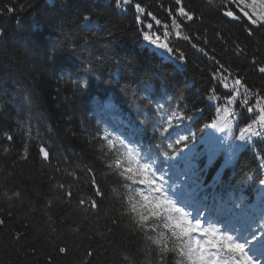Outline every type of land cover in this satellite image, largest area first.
<instances>
[{
  "label": "trees",
  "instance_id": "16d2710c",
  "mask_svg": "<svg viewBox=\"0 0 264 264\" xmlns=\"http://www.w3.org/2000/svg\"><path fill=\"white\" fill-rule=\"evenodd\" d=\"M244 2L250 13L262 10L258 0L255 8L254 0ZM183 4L195 12L196 19L182 24L183 35L191 39L173 42L186 57L181 66L162 52L147 54L144 48L136 50L142 51L141 62L133 63L130 54H124L126 41L135 47L140 25L134 10H123V4L117 7L116 0H0V85L4 83V88L0 86V209L12 213L7 226L0 228V264H84L89 248L96 251V264H157L158 249L147 237L158 233H141L124 211L129 189L114 164L123 149L120 153L108 149L99 138L107 130L87 116L92 94L118 103V110L133 127L131 141L147 146L146 151L159 145L161 154L168 151L171 155L166 144L174 139L161 141L164 133L156 128L157 123L173 113L191 117L173 131L174 138L177 133L190 135L189 143H195L194 151L185 149V159L178 167L190 163L208 168L203 175L206 194L214 192L223 201L229 194H241L249 203L256 192L261 193L257 217L264 212V185L259 183L264 179V138L233 140L240 135L239 127L223 132L214 127L223 115L218 116L216 108L225 105L210 99L209 93L214 88L220 97L225 94L211 80L217 66L214 61L233 74L240 71L253 90L264 86V77L252 74L250 67L254 55L264 63V26H252L249 37L246 19L224 15L226 10L236 11L228 0H183ZM143 5H150L148 11L169 25L174 38L175 29L164 11L176 7L173 0H143ZM7 6L16 11L8 13ZM48 29L59 37L56 48H62L54 56L45 48L23 44L25 40L10 42L22 34L41 36ZM236 45L244 49L243 55H237ZM137 46L142 48V44ZM110 138L119 147L121 137ZM41 144L48 148L50 162L42 161ZM162 157L155 155L157 163ZM88 168L96 173L104 193L102 200L97 199L95 212L87 203H79L96 198L88 183ZM59 184L65 189H59ZM13 190L20 196L9 201L3 193L12 195ZM69 190L74 193L71 200L65 195ZM239 209L243 206L235 208ZM12 232L25 237L16 242ZM66 245L69 254H59L56 249ZM176 260L175 253L168 254L167 264H176Z\"/></svg>",
  "mask_w": 264,
  "mask_h": 264
},
{
  "label": "snow or ice",
  "instance_id": "6c2138e0",
  "mask_svg": "<svg viewBox=\"0 0 264 264\" xmlns=\"http://www.w3.org/2000/svg\"><path fill=\"white\" fill-rule=\"evenodd\" d=\"M173 2L176 7L166 8L164 11L171 20V26L175 29L174 38L173 33L169 30V25L162 23L156 14L148 11V7L151 6L145 7L143 0L136 3H133V0H116L117 7H121L123 4V10H127L128 7L134 10L135 21L140 25L138 32L143 44L157 52H162L183 66V63H186V57L179 48L173 46V42L174 39H191L190 36L183 35L182 24L185 21L195 20L196 15L183 4V0H173ZM256 2L257 0H254L253 8H255ZM258 2L262 10L250 13L246 10L247 6L244 0H228V3L236 7V11L229 9L224 12V15L234 20L241 17L246 19L248 27L245 30L251 37L253 35L252 26H264V0H258ZM159 7L163 8V4ZM6 11L13 13L16 10L7 6ZM149 19L151 22L145 23ZM193 47L196 45L194 44ZM198 50L204 51V49ZM236 53L243 55L244 49L236 45ZM214 63L217 66L210 74L211 80L224 89L225 94L220 97L216 94V89H209L210 99L217 103L223 102L225 106L216 108L218 116L221 112L223 115L219 116V123L214 122L213 126L219 127L221 132L239 127L240 135L233 136V140L251 142L254 138H264V86L253 90V86L248 83L245 76L240 74V71L236 70L233 74V70L224 64L216 61ZM250 67L253 70L252 74L264 77V63L258 60L255 55L252 57ZM229 79H231V83H228ZM253 101L256 102L253 103ZM236 108H241L242 111L237 113ZM252 116H256V119L250 120L249 118ZM184 119L190 120L191 117H176L173 113L168 115L166 120L161 117L162 122L156 125V128L164 133L160 137L161 141L174 139V143L166 144V148L172 150L171 155L168 151L161 154L159 145H154L142 153L125 144L124 140H120L118 147L116 140L110 138L107 132L99 136L100 139L106 141L108 149L116 153H120V150L123 149V153L115 159L114 164L117 174L123 178L129 189L124 203L125 213L133 217L134 223L141 233L145 235L148 231L158 233L155 237H147L158 249L157 264H167L169 253H175L177 256L176 264H264V212L259 217L248 216L242 219L241 213L231 209H217L204 203L208 200V196L206 195L207 186L203 180V170H195V166L178 167L185 159V149L188 152L195 149V143H189L192 140L190 135L185 136L177 133L178 138L173 137V131L181 127ZM242 120L246 123L240 127ZM255 125H258L259 128H255ZM6 138L8 141L14 139L12 135L7 134ZM227 140V137L223 138V142H227ZM181 144H183L182 148ZM39 155L42 161L50 162V152L44 144L39 147ZM155 155H162L163 159L157 163ZM109 167L112 165L109 164ZM86 171L90 177L88 183L96 198L87 202L80 199L79 203L81 206L87 203L89 209L95 212L99 207L97 199L102 200L104 193L97 182L93 169L88 168ZM182 177H187V179ZM177 181L179 184L176 183ZM259 183L264 185V179H261ZM58 187L61 190L65 189L64 184H59ZM201 193H205V195L202 196ZM3 195L11 201L14 198H19L20 193L13 190L12 195H8L7 192ZM65 195L71 200L74 193L69 190L65 192ZM181 201L192 211H186L185 207H181ZM51 203V200L47 201L48 205ZM11 218V211L5 212L0 209V228L6 227ZM116 223L118 221L113 220V224ZM161 228L163 231L160 230ZM11 234L16 242L25 237V234L21 232H12ZM56 250L64 256L70 252L67 245L58 247ZM96 261V251L89 248L85 254L84 264H96Z\"/></svg>",
  "mask_w": 264,
  "mask_h": 264
},
{
  "label": "bare ground",
  "instance_id": "6f19581e",
  "mask_svg": "<svg viewBox=\"0 0 264 264\" xmlns=\"http://www.w3.org/2000/svg\"><path fill=\"white\" fill-rule=\"evenodd\" d=\"M25 13H26V11H25ZM125 24L127 25L129 23H125ZM59 35H61V34H59ZM82 38L84 40H86L85 36H83ZM23 40H25L23 42V44L26 43V45H28L29 47H31L33 49L45 48L47 50L46 52L47 53L49 52V54H52V56L62 52V48H56V46H55L58 43V41H59V37L57 35H55V31L52 30V29H48L41 36H32V35H29V34H22L20 36L14 37L13 39L10 40V42H17V41H23ZM137 44H142V48L141 49H135V47L136 48L138 47ZM134 45H135V47L133 48V44L130 41H126V44H123V46H125L126 49H127L124 54H126L127 56H129V54H130L129 57L131 58L130 60L133 63L134 62H141L142 59H143V57H141L142 51H138L137 52L136 50H142L144 48L143 50L147 54H154L155 53V50L153 48L148 47V46L144 47L145 45L142 43L140 37H138V39L135 40V44ZM131 50H135L136 52L133 51V52L129 53V51H131ZM84 55L86 56V54H84ZM65 67L68 68L67 64H66ZM65 70H66V68H65ZM14 79L17 81L16 78H14ZM0 86L3 87L4 83H2Z\"/></svg>",
  "mask_w": 264,
  "mask_h": 264
},
{
  "label": "rangeland",
  "instance_id": "374dc122",
  "mask_svg": "<svg viewBox=\"0 0 264 264\" xmlns=\"http://www.w3.org/2000/svg\"><path fill=\"white\" fill-rule=\"evenodd\" d=\"M63 66H65V64H63Z\"/></svg>",
  "mask_w": 264,
  "mask_h": 264
}]
</instances>
